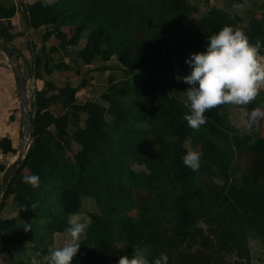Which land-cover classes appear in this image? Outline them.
<instances>
[{"label":"trees","instance_id":"16d2710c","mask_svg":"<svg viewBox=\"0 0 264 264\" xmlns=\"http://www.w3.org/2000/svg\"><path fill=\"white\" fill-rule=\"evenodd\" d=\"M222 1L0 0V41L36 85L31 143L0 197V257L8 264H27L26 248L46 264L69 215L84 208L87 227L72 264H118L144 246L150 262L164 253L168 264H253L252 243H264V138L263 121L259 130L246 121L264 107V90L246 106L206 111L197 131L184 119L190 85L177 79L190 75L187 61L206 53L218 28H240L252 45L264 39V0H248L252 8L241 15L232 5L243 0ZM20 37L28 60L14 48ZM68 71L80 81L57 86L53 75ZM95 72L107 85L96 99L78 101ZM242 111L244 131L231 119ZM190 150L201 154L198 171L183 163ZM17 151L0 139L2 155ZM5 169L0 164V175ZM25 175H38L39 188ZM7 207L16 216H3Z\"/></svg>","mask_w":264,"mask_h":264},{"label":"clouds","instance_id":"9594fccd","mask_svg":"<svg viewBox=\"0 0 264 264\" xmlns=\"http://www.w3.org/2000/svg\"><path fill=\"white\" fill-rule=\"evenodd\" d=\"M248 3H234L232 11L239 13ZM206 53H194L187 63L191 66L190 75L177 77L190 85L184 94L187 97L190 114L184 116L188 126L193 130L206 124V111L219 106L237 105L246 106L256 100L264 89V55L260 54L261 41L257 39L255 45L250 44L248 36L234 26L225 25L216 34L207 37ZM261 121H264V107H255L246 121L248 129L259 130ZM255 142V139L251 141ZM198 151H188L183 157L185 166L193 171L200 167ZM25 184L34 189L39 188L38 175H25ZM35 210L38 205H30ZM27 210V209H25ZM69 227L65 231L66 239L62 246L50 250V255L44 257L46 264H72L78 253L81 243L80 237L87 227V221L81 220L76 214L68 217ZM25 231H31V224H27ZM150 249L147 246L135 247L131 257L124 255L119 258L118 264H168L167 254L161 253L153 261H149Z\"/></svg>","mask_w":264,"mask_h":264},{"label":"rangeland","instance_id":"374dc122","mask_svg":"<svg viewBox=\"0 0 264 264\" xmlns=\"http://www.w3.org/2000/svg\"><path fill=\"white\" fill-rule=\"evenodd\" d=\"M225 4H226V2H224L222 0H209L210 6L223 7V6H225ZM247 6L249 8H252V5L247 4ZM242 12H240V15L242 14ZM220 30L221 29L218 28V31H220ZM31 35H32L31 36L32 40L37 43V41L39 40V37L34 36L32 33H31ZM26 41H27V37L20 39V41H18L19 43L17 42V46H18V48H19L18 50L20 52L21 51L24 52V55L22 54L23 58L28 60L30 58V53H29V48H28V44L26 43ZM49 44H57V41L55 39H51ZM261 44H262V47L260 48V54L264 55V39L261 41ZM14 48H16V45L14 46ZM63 55H64L63 59L65 60V62H67L68 58L66 57L65 54H63ZM156 56H157V58L159 57L158 55H156ZM18 60H19V66H20L21 73L24 76V73L22 71V60L21 59H18ZM10 65L13 67V64H10ZM95 66L99 67V65H95ZM87 69H93V66H90L86 69H83L82 73L84 74ZM14 76H15V74H14ZM151 76L154 78V80H156V78L153 74ZM52 80L59 87L63 86L66 82H72V83L76 84L80 81L79 78L75 77V74L72 71L63 72V73H56L53 75ZM106 80H107V77H106L105 73L100 74L99 72L98 73L95 72L91 76L89 75V77L87 78V81H86V83H87L86 87H83L82 89H80V91L76 95L77 100L78 101H84L87 99H96L98 97V95L100 94V92L107 85ZM27 87H28V95L30 97L32 95V91L36 87V85L33 83L32 79L27 80ZM262 90H264V89H262ZM244 118H245V112L244 111H242L238 115L234 114L231 116L233 123L237 127H239L241 130H243V129L245 130ZM261 136L264 138V121L261 125ZM16 146H18V149H19L20 142H18V143L16 142ZM15 156L4 161V164H6V168L14 160ZM0 176H2V175H0ZM87 209L88 208H84L83 213L79 215L81 217L82 222L87 221L86 216H85V210H87ZM3 216H5V217L16 216L15 208L14 207H7L3 213ZM66 239H68V237H66V236H64V237L57 236L55 243L51 247V249H54V247H56V246H62V244L64 243V241ZM251 248L254 250L253 264H264V243H257V245L252 243ZM17 254H18V252H17ZM18 256L21 258L22 255L20 254ZM37 256H38V254L36 251H31L28 248H26V252H25L23 257L27 259V264H38ZM0 264H8V263L4 257H0Z\"/></svg>","mask_w":264,"mask_h":264},{"label":"crops","instance_id":"0c3cea01","mask_svg":"<svg viewBox=\"0 0 264 264\" xmlns=\"http://www.w3.org/2000/svg\"><path fill=\"white\" fill-rule=\"evenodd\" d=\"M23 30V25L20 21L16 20L15 31ZM23 38L20 37L13 43L14 46L16 45V49H19L17 42ZM21 52L24 55V52ZM10 64L0 52V139L5 137L10 139L12 147L17 150L18 146H16V142L21 143L22 139V116L17 81L14 76L13 67ZM11 157V155H2L0 153V164H4V161Z\"/></svg>","mask_w":264,"mask_h":264},{"label":"water","instance_id":"95a60500","mask_svg":"<svg viewBox=\"0 0 264 264\" xmlns=\"http://www.w3.org/2000/svg\"><path fill=\"white\" fill-rule=\"evenodd\" d=\"M0 52L5 56V58L13 64V70L17 81L19 96H20V104H21V124H22V139L19 146V149L16 153L14 160L8 165L5 169L4 173L0 178V197L1 194L9 181V179L13 176L17 166L23 161L26 152L31 143V127L29 123V95H28V87L27 81L21 73L19 60L12 52L11 48L7 45L3 44L0 41Z\"/></svg>","mask_w":264,"mask_h":264}]
</instances>
